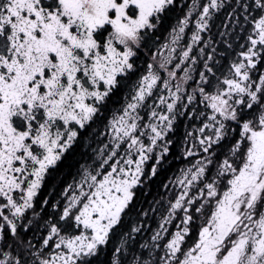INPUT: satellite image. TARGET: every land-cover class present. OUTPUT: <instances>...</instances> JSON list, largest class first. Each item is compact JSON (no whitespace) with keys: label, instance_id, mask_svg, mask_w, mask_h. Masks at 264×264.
I'll return each mask as SVG.
<instances>
[{"label":"snow or ice","instance_id":"obj_1","mask_svg":"<svg viewBox=\"0 0 264 264\" xmlns=\"http://www.w3.org/2000/svg\"><path fill=\"white\" fill-rule=\"evenodd\" d=\"M0 264H264V0H0Z\"/></svg>","mask_w":264,"mask_h":264},{"label":"flooded vegetation","instance_id":"obj_2","mask_svg":"<svg viewBox=\"0 0 264 264\" xmlns=\"http://www.w3.org/2000/svg\"><path fill=\"white\" fill-rule=\"evenodd\" d=\"M175 164H176L177 167H179V166H180V161L177 160V161L175 162Z\"/></svg>","mask_w":264,"mask_h":264}]
</instances>
